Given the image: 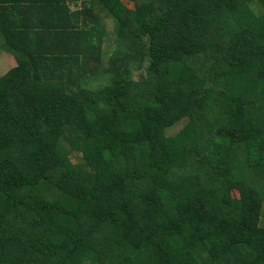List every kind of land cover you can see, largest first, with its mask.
<instances>
[{"label": "trees", "instance_id": "16d2710c", "mask_svg": "<svg viewBox=\"0 0 264 264\" xmlns=\"http://www.w3.org/2000/svg\"><path fill=\"white\" fill-rule=\"evenodd\" d=\"M1 42L0 264H264V0H0Z\"/></svg>", "mask_w": 264, "mask_h": 264}, {"label": "rangeland", "instance_id": "374dc122", "mask_svg": "<svg viewBox=\"0 0 264 264\" xmlns=\"http://www.w3.org/2000/svg\"><path fill=\"white\" fill-rule=\"evenodd\" d=\"M80 2H76L73 5V9L75 10L76 8H78V4ZM104 17V21L106 22V25L108 27V32H109V36L110 39L106 40V49H109L111 46L114 45V40L116 37V32H115V28H116V21L113 18H108L105 15ZM3 42H1V47H0V75L3 76L5 75L10 69L14 68L17 65L16 59H15V55L12 51H10L9 48H4L2 47ZM140 78V75L137 77V79ZM187 125V122L184 121L180 124H178L177 126H175L173 129H171L169 131L170 135H176L177 133H179L185 126ZM263 225H264V220H263Z\"/></svg>", "mask_w": 264, "mask_h": 264}]
</instances>
